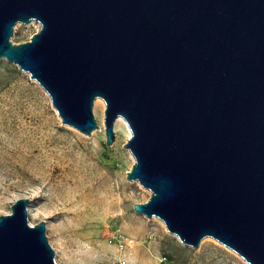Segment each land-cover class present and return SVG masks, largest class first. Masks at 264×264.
I'll use <instances>...</instances> for the list:
<instances>
[{
	"label": "water",
	"instance_id": "95a60500",
	"mask_svg": "<svg viewBox=\"0 0 264 264\" xmlns=\"http://www.w3.org/2000/svg\"><path fill=\"white\" fill-rule=\"evenodd\" d=\"M40 24L30 41L18 23ZM30 74L62 124L106 144L124 118L151 192L134 210L183 244L211 237L264 264V0H0V60ZM29 198L0 215V264H57Z\"/></svg>",
	"mask_w": 264,
	"mask_h": 264
},
{
	"label": "rangeland",
	"instance_id": "374dc122",
	"mask_svg": "<svg viewBox=\"0 0 264 264\" xmlns=\"http://www.w3.org/2000/svg\"><path fill=\"white\" fill-rule=\"evenodd\" d=\"M39 28L18 23L11 40L30 41ZM105 108L94 104L91 135L64 125L30 74L0 60V215L29 198V224L45 221L57 264H248L211 237L187 246L134 210L151 192L127 180L134 160L121 131L106 144Z\"/></svg>",
	"mask_w": 264,
	"mask_h": 264
},
{
	"label": "bare ground",
	"instance_id": "6f19581e",
	"mask_svg": "<svg viewBox=\"0 0 264 264\" xmlns=\"http://www.w3.org/2000/svg\"><path fill=\"white\" fill-rule=\"evenodd\" d=\"M33 23H35V22H33ZM36 24H38V23H36ZM94 104L96 105L98 110H102L105 106V101L101 98H97ZM114 127L116 130L118 129L121 131V134L123 137H126L127 139H129L131 137L132 131H131L127 121L124 118L118 117L117 120L115 121ZM130 155L134 160V157L132 156L131 153H130ZM161 222L163 223L162 220H161Z\"/></svg>",
	"mask_w": 264,
	"mask_h": 264
},
{
	"label": "built area",
	"instance_id": "2783aa9c",
	"mask_svg": "<svg viewBox=\"0 0 264 264\" xmlns=\"http://www.w3.org/2000/svg\"><path fill=\"white\" fill-rule=\"evenodd\" d=\"M115 264H131V263L126 260H119Z\"/></svg>",
	"mask_w": 264,
	"mask_h": 264
}]
</instances>
